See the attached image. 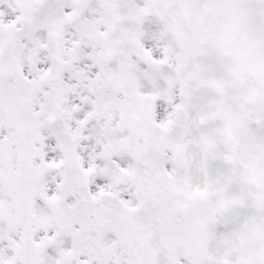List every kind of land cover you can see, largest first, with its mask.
<instances>
[{
	"label": "snow or ice",
	"instance_id": "1",
	"mask_svg": "<svg viewBox=\"0 0 264 264\" xmlns=\"http://www.w3.org/2000/svg\"><path fill=\"white\" fill-rule=\"evenodd\" d=\"M0 264H264V0H0Z\"/></svg>",
	"mask_w": 264,
	"mask_h": 264
}]
</instances>
